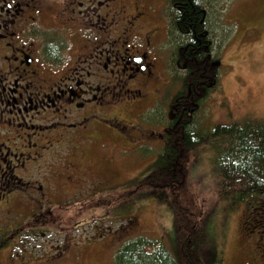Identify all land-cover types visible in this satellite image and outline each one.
Wrapping results in <instances>:
<instances>
[{"label": "rangeland", "instance_id": "rangeland-1", "mask_svg": "<svg viewBox=\"0 0 264 264\" xmlns=\"http://www.w3.org/2000/svg\"><path fill=\"white\" fill-rule=\"evenodd\" d=\"M118 1L129 5V13L155 2L162 24L154 21L166 29L162 7L168 0ZM207 2L214 39L221 41L222 78L207 101L205 119L264 120V0ZM169 75L142 97L107 108L104 127L94 125L71 147L59 145L48 168L33 171L36 187L27 178L31 174L23 178L0 208V235L7 236L0 264H114L120 248L139 235L159 238L173 254L179 252L173 209L148 184L136 195L126 193L139 187L133 179H142L167 143L160 111L176 90ZM216 156L208 143L187 151L180 198L196 218L209 216L205 248L219 264H264V200L235 209L223 202ZM120 201H127L124 208Z\"/></svg>", "mask_w": 264, "mask_h": 264}, {"label": "flooded vegetation", "instance_id": "flooded-vegetation-1", "mask_svg": "<svg viewBox=\"0 0 264 264\" xmlns=\"http://www.w3.org/2000/svg\"><path fill=\"white\" fill-rule=\"evenodd\" d=\"M146 2L129 13L118 0H0V208L26 175L36 187L59 145L169 75L167 26Z\"/></svg>", "mask_w": 264, "mask_h": 264}, {"label": "trees", "instance_id": "trees-1", "mask_svg": "<svg viewBox=\"0 0 264 264\" xmlns=\"http://www.w3.org/2000/svg\"><path fill=\"white\" fill-rule=\"evenodd\" d=\"M208 5L207 0H168L164 10L170 46L168 69L176 90L160 111L162 119L165 117L167 143L141 173L142 179H133L139 187L126 192L136 195L148 184L173 209L179 252L173 254L159 238L139 235L120 248L114 264H219L205 248L209 216L196 218L180 198L188 171L184 156L189 150L206 143L217 150V194L230 208L264 200V120L209 124L205 119L207 101L222 78L221 41L214 39ZM120 202L123 208L127 204ZM5 239L7 236L0 240V249L7 246Z\"/></svg>", "mask_w": 264, "mask_h": 264}]
</instances>
